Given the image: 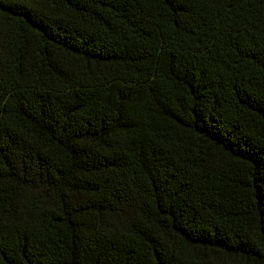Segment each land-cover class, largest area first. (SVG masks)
<instances>
[{
  "label": "trees",
  "instance_id": "16d2710c",
  "mask_svg": "<svg viewBox=\"0 0 264 264\" xmlns=\"http://www.w3.org/2000/svg\"><path fill=\"white\" fill-rule=\"evenodd\" d=\"M0 264H264V0H0Z\"/></svg>",
  "mask_w": 264,
  "mask_h": 264
}]
</instances>
